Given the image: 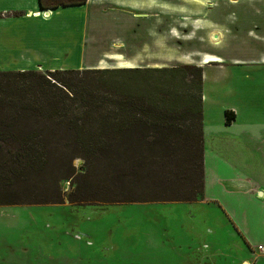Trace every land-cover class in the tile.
Here are the masks:
<instances>
[{
	"label": "rangeland",
	"instance_id": "374dc122",
	"mask_svg": "<svg viewBox=\"0 0 264 264\" xmlns=\"http://www.w3.org/2000/svg\"><path fill=\"white\" fill-rule=\"evenodd\" d=\"M38 5V0H0V71L46 73L95 66L118 68L117 60L112 57L115 54H125L124 58L132 65L143 63L144 67L196 65L198 25L196 18L191 19L196 17L193 13L197 11L196 4H190V18L185 21L175 14L174 18L178 19L173 20V24L177 29L167 38L156 31L159 28L160 32H165L164 27L149 19L140 22L136 34H85L87 23L91 27L95 22L88 16L98 18L100 21L95 23L100 24L115 16L119 22L133 20L131 11L121 12L125 5L99 2L70 8L60 15L41 12ZM244 8L238 5L230 9L234 16L225 26L231 36L237 35L241 28L240 37L234 39L242 41L246 40L245 27L253 24L250 20L243 26ZM37 10L41 18L29 17V13ZM163 38L167 44L160 43ZM135 50H140L142 58H133ZM209 75L218 76L214 71ZM53 146L60 151L59 143L49 146L52 149L44 170L21 178L26 179L27 186L19 184L20 188L16 189L22 205L0 206V264H189L191 260L196 264L199 235L204 240L208 238L211 244L217 239L223 240L225 245L228 243L230 226L216 229L213 211L218 208L212 203L146 206L76 204L69 199L80 192L91 198L174 200L186 193L190 184L188 173L184 176L181 166L170 165L163 176L150 172L151 178L137 182L125 144H121L122 157L117 165L82 159L69 164L66 152L56 151ZM207 168L209 176V164ZM56 182L61 188L62 200L54 204L51 197L56 194ZM40 201L44 203L39 204ZM208 228L215 232L205 234ZM206 263L232 264L233 259L229 254L212 253L207 255Z\"/></svg>",
	"mask_w": 264,
	"mask_h": 264
},
{
	"label": "trees",
	"instance_id": "16d2710c",
	"mask_svg": "<svg viewBox=\"0 0 264 264\" xmlns=\"http://www.w3.org/2000/svg\"><path fill=\"white\" fill-rule=\"evenodd\" d=\"M202 91L203 69L197 65L0 71V206L22 205L16 189L19 184L27 186L21 178L44 170L49 146L55 142L61 147L59 151L53 146L54 150L66 152L69 164L82 159L117 165L125 144L135 181L153 173L163 176L170 165L181 166V173L187 172L190 179L186 193L174 200L91 198L79 192L69 198L71 202L200 200L204 190ZM230 114L226 112L228 123ZM54 191L51 201L60 203L57 182Z\"/></svg>",
	"mask_w": 264,
	"mask_h": 264
},
{
	"label": "crops",
	"instance_id": "0c3cea01",
	"mask_svg": "<svg viewBox=\"0 0 264 264\" xmlns=\"http://www.w3.org/2000/svg\"><path fill=\"white\" fill-rule=\"evenodd\" d=\"M99 2L125 5L121 12L131 11L133 20L119 22L115 16L100 24L95 23L98 18L88 16L95 22L91 27L87 23L86 35L93 32L119 36L136 34L140 22L149 19L164 27L165 32H160L159 28L156 31L167 38L174 28L177 29L173 20L189 19L190 4L197 5V11H193L196 17L191 19L196 18L198 25L195 64L203 69L204 190L203 197L194 203L215 204L218 208L213 211L216 229L225 226L230 229L226 245L219 239L211 244L208 238L204 240L199 235L196 264H207V255L212 253L229 254L232 264H264V251L259 250V247L264 248V0H38V7L49 15H60L64 10ZM238 5L245 6L243 26L246 21H253L245 27L244 41L234 39L240 37L241 28L237 35L231 36L225 27L234 16L230 9ZM31 13L29 17L34 16ZM175 14H179L178 18H174ZM136 20H139L137 24ZM164 42L167 44L166 39L160 43ZM124 56H112L118 68H142L144 65H132ZM133 58H142L140 50L134 51ZM212 71L218 76L211 78ZM226 112L232 113L230 123ZM207 164L210 165V179ZM169 203L176 202L136 204ZM214 232L213 228H208L205 234ZM189 264H194V260Z\"/></svg>",
	"mask_w": 264,
	"mask_h": 264
},
{
	"label": "bare ground",
	"instance_id": "6f19581e",
	"mask_svg": "<svg viewBox=\"0 0 264 264\" xmlns=\"http://www.w3.org/2000/svg\"><path fill=\"white\" fill-rule=\"evenodd\" d=\"M32 15H34V17H38L40 16V12L39 11H35L34 13H31ZM48 14V13H47Z\"/></svg>",
	"mask_w": 264,
	"mask_h": 264
},
{
	"label": "built area",
	"instance_id": "2783aa9c",
	"mask_svg": "<svg viewBox=\"0 0 264 264\" xmlns=\"http://www.w3.org/2000/svg\"><path fill=\"white\" fill-rule=\"evenodd\" d=\"M48 12V11H47ZM46 15H48V14H46ZM259 250L260 251H264V248L263 247H259Z\"/></svg>",
	"mask_w": 264,
	"mask_h": 264
}]
</instances>
